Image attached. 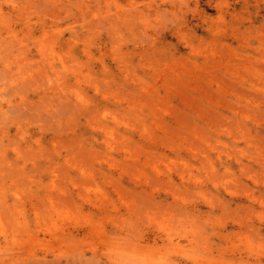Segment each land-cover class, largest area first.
<instances>
[{"label":"rangeland","instance_id":"374dc122","mask_svg":"<svg viewBox=\"0 0 264 264\" xmlns=\"http://www.w3.org/2000/svg\"><path fill=\"white\" fill-rule=\"evenodd\" d=\"M0 218V264H264V0H0Z\"/></svg>","mask_w":264,"mask_h":264},{"label":"bare ground","instance_id":"6f19581e","mask_svg":"<svg viewBox=\"0 0 264 264\" xmlns=\"http://www.w3.org/2000/svg\"><path fill=\"white\" fill-rule=\"evenodd\" d=\"M2 221V218H0V222ZM50 228V227H49Z\"/></svg>","mask_w":264,"mask_h":264}]
</instances>
